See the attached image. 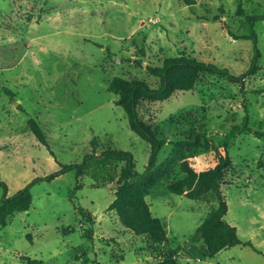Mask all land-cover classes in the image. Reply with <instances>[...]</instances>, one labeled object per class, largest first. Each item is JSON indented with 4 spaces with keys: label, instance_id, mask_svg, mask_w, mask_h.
<instances>
[{
    "label": "rangeland",
    "instance_id": "obj_1",
    "mask_svg": "<svg viewBox=\"0 0 264 264\" xmlns=\"http://www.w3.org/2000/svg\"><path fill=\"white\" fill-rule=\"evenodd\" d=\"M263 14L264 0H0V181L7 185L0 201L40 178L31 184L30 208L0 225V264H23L24 256L42 264H141L145 252L153 262L169 250L179 264H264V137L243 132L229 145L232 165L221 189L225 219L241 243L209 257L202 241L189 238L217 197L166 188L183 176L182 160L197 170L212 166L224 135L245 114L253 131L264 132ZM252 29L260 51L255 74L235 82L201 73L190 90L140 103L142 119L166 140L157 163L175 160L146 196L166 241L150 248L145 236L126 231L108 208L116 181H103L97 157L78 176L74 168L45 179L108 147L130 151L141 173L150 144L130 129L109 81L137 77L155 87L159 79L146 66L181 52L239 75L253 57L252 38L240 36ZM28 117L49 146L32 134Z\"/></svg>",
    "mask_w": 264,
    "mask_h": 264
},
{
    "label": "trees",
    "instance_id": "obj_2",
    "mask_svg": "<svg viewBox=\"0 0 264 264\" xmlns=\"http://www.w3.org/2000/svg\"><path fill=\"white\" fill-rule=\"evenodd\" d=\"M183 1L193 3V0ZM238 13H243V9L238 8ZM259 17L264 18V14ZM249 18L253 20L254 17L249 16ZM240 37L252 38L253 57L249 67L239 75L231 74L226 67H219L212 62H205L181 52L176 56L164 58L161 65L146 66L147 71L159 79L155 87L137 77L125 79L114 76L109 81L107 88L118 96L114 102L124 109L130 129L150 144L148 163L141 173L135 170L133 155L130 151L108 147L99 154L92 152L82 164L62 165L57 172L46 176L45 179H52L58 173L74 168L78 176L90 164V158L97 157L101 170L105 171L103 181H116L114 199L108 208L115 211L121 224L133 234L145 236L147 246L150 248L166 241V227L159 217L152 214L146 196L159 181L169 174L171 168L175 166V160L167 158L157 163L158 154L166 140L159 137L152 126L142 119L139 111L140 103L143 100H166L175 91L190 90L201 73L222 75L235 82H241L245 77L255 74L259 69L257 60L260 57L257 35L252 29L250 34ZM27 124L37 140L49 146L47 135L39 122L34 117H28ZM243 132H253L257 136L264 137L263 131H253L249 127L248 116L245 114L242 122L231 126L224 135L212 166L197 170L188 160H182L179 164L183 176L166 184L169 192L189 198H198L205 191H211L217 197V206L201 221L189 238L192 242L202 241L206 245L209 257H213L222 249L241 243L236 227L225 219L228 204L221 185L226 171L232 165L229 153L230 142L237 134ZM94 141L95 139H92V143ZM120 162L122 165L117 169L116 166ZM38 180L40 178L31 181L13 195L3 196L0 201V225H6L14 212L26 211L30 208L32 203L30 187ZM0 186H3L5 192L7 191L5 182L0 181ZM78 211L84 217H88L89 222H93L90 212L82 207H79ZM245 244H250V242H245ZM23 259V264H42V260L37 258L24 256ZM152 264H179L177 253L175 250H169L160 255Z\"/></svg>",
    "mask_w": 264,
    "mask_h": 264
},
{
    "label": "crops",
    "instance_id": "obj_3",
    "mask_svg": "<svg viewBox=\"0 0 264 264\" xmlns=\"http://www.w3.org/2000/svg\"><path fill=\"white\" fill-rule=\"evenodd\" d=\"M114 212H115V211H114ZM115 214H116V213H115ZM116 216H117V215H116ZM117 218H118V216H117ZM118 220H119V219H118ZM120 223H121V222H120ZM124 228L126 229V231L132 233V232L129 231L126 227H124ZM126 231H125V232H126ZM117 234H119V233L116 232L115 235H117ZM205 246H206V245H205ZM206 250H207V248H206ZM207 254H208V250H207ZM124 257H125V254H124ZM124 257H123V258H124ZM150 257H151V256L148 255V254H146V252H145V256L141 258V260H142L141 264H152L154 261H153V262H150V260H148V259H150ZM123 258H119V259H116V258H115V259H116V260H122ZM177 258H178V257H177Z\"/></svg>",
    "mask_w": 264,
    "mask_h": 264
}]
</instances>
